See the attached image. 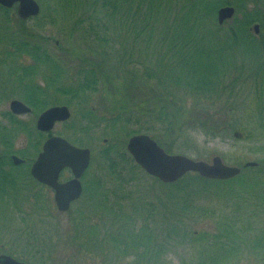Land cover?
<instances>
[{
    "label": "trees",
    "instance_id": "obj_1",
    "mask_svg": "<svg viewBox=\"0 0 264 264\" xmlns=\"http://www.w3.org/2000/svg\"><path fill=\"white\" fill-rule=\"evenodd\" d=\"M37 1L41 13L28 20L20 19L15 8L0 5V164L11 163L20 138L28 143L17 151L23 157L35 156L46 138L5 107L13 98L29 105L34 116L66 104L75 111L64 132L73 143L93 146L90 141L98 131L107 143L100 150L103 166L86 180L84 195L72 210L68 238L55 228L58 242L53 241L47 226L32 234L27 252L39 257V264H78L64 254L54 259L61 240L99 264H171L180 248L201 245L202 238L206 245L195 264H216L220 247L226 260L235 254L236 248L218 244L226 234H201L194 228L210 213L199 203L210 192L229 206L233 195L241 196L233 191V181L260 178V170L224 181L188 173L164 184L136 164L126 142L134 134H152L167 152L176 153L175 139L189 129L212 137L235 132L238 127L225 115L234 113L232 107L252 79L250 89L264 125V0ZM226 5L237 13L219 25L217 11ZM254 24L260 25L259 35ZM230 54L232 67L225 59ZM107 64L111 69L104 68ZM140 80L154 88L150 99L137 102L133 91ZM225 95L230 110L220 104ZM95 99L99 107L91 105ZM131 124L138 128L129 129ZM4 181L12 195L17 184L12 172ZM157 183L167 187L166 197L156 192ZM41 188L37 203L45 216L52 209ZM220 225L224 233L232 228L228 216L221 217ZM263 243L264 235L246 249L262 253Z\"/></svg>",
    "mask_w": 264,
    "mask_h": 264
},
{
    "label": "rangeland",
    "instance_id": "obj_2",
    "mask_svg": "<svg viewBox=\"0 0 264 264\" xmlns=\"http://www.w3.org/2000/svg\"><path fill=\"white\" fill-rule=\"evenodd\" d=\"M57 39H60L62 41L65 40L63 36H59ZM64 45L68 46L67 44ZM75 46L81 47L80 44H76ZM225 59L228 61V63H230L232 67L233 63L231 54L228 55ZM104 68L111 69V64H107V67L104 66ZM246 74L247 73H245V75ZM246 80L247 78H244V81ZM251 84H253V79L252 81L248 80L246 82V92L243 96L240 95V97L236 100V103L234 105L235 108L234 106L232 107L234 113L230 111L227 116L225 115L227 113L224 112L226 119L230 120L231 124L235 122L238 130L232 133L227 132L225 133L224 137H212L211 135L204 134L203 132L189 129L186 132L184 131L185 133L182 132L183 134L180 138L175 139L174 143H176V147L174 149H179L178 151H176V153L185 154L194 159H203L208 162H211L212 158L218 155L221 156L225 163L230 165H238L237 163L243 165L248 161H257L261 162V165L264 164V125H262V121H260L261 116H258L259 103H257L256 101L255 92L252 93L250 89L252 87ZM153 86L154 85L147 84L140 80L137 92L135 93L133 91L135 101L142 102L143 100L150 99L149 96L151 95L152 89L154 88ZM126 88L127 92L131 93V90L128 89V86ZM226 98L227 97L225 95L220 104L222 103L226 105L222 106V108L230 110L231 107L229 106V104L225 103V101L227 100ZM218 102L219 100H216V103ZM9 103L10 101L7 102L5 106L7 109L9 108ZM91 105L94 107H99V100L95 99V101H93ZM192 106H194V104ZM187 107H191V101H189ZM218 107L219 106H215L216 109H218ZM71 111L72 117H74L75 111L73 109H71ZM98 111L102 113L100 110ZM212 112H214V110ZM21 118L24 122L29 121L30 123H32L33 121L35 123L36 121V118L32 115L23 116ZM262 120L264 121V115L262 117ZM65 124H57L53 132L57 134L61 131H67V128L64 126ZM128 128L133 129L138 127L136 124H131L128 126ZM176 133H180V131H176ZM150 135L153 136L152 134ZM95 136L96 137L94 139H91L92 142L90 141V143L93 144V146H91L93 147L95 161L89 169V172H91H88L89 174L87 173L88 176L85 175L84 180L95 175L97 169L100 166V163L102 162V159L100 157V150L106 143L105 138H103L100 131H98ZM20 142H23L22 138H20V140L18 141V143ZM243 173L244 175L250 174L247 170H245ZM260 175L264 176V174ZM147 179L148 178L146 177L143 178V180L145 181ZM253 183L254 181L251 180V177H245L242 180L233 181V191L241 192V196L239 197L237 195H233V198L231 200L232 202L229 206L225 205V198L214 199L213 195L210 192L207 194L210 199L202 198L200 200V209L208 208L210 210V213L203 214L198 219L197 224H194V228L197 229V231H199V233L201 234L203 232L226 234L225 236L221 237L218 244L225 243V247L229 246L231 248L237 249L235 250V254L231 255L226 260L223 257L224 251L222 252V249L220 247L215 252L217 264H263L264 260L260 259V256H262L263 254L260 253L261 250H258L259 248L252 247L254 250H248V248L246 249V246L250 245L254 239H258L264 235L263 231L260 229L264 227V214H262L264 194L262 193L260 197H256L253 199H245L244 203H242L243 196L245 195L246 191L248 192L250 190V187ZM257 187L259 190H261L264 187V183L259 182ZM227 190L228 187H226L220 195H226ZM156 192L158 194H161V196L166 197L167 187L160 185V183H157ZM45 195L47 196V202L50 203L52 209L51 211H49V213L46 212L47 214L43 216L45 212L36 209V206L33 207L32 198L31 201H28L26 205L27 209L24 214L16 212V214L13 216V219L8 225H5L7 222L5 216L6 212L8 214L11 213L12 206L10 204L7 205L5 201H0V254L11 252L15 255H19L21 259L26 260L30 264H39L40 258L32 253L27 252L30 251V248L27 247V239L30 235L32 236L33 232L38 230L41 231L45 227L49 226L48 230H50V232L48 236L52 237L53 241L56 239L55 241L58 242L57 234L52 232L55 231V228H57V230L60 231L61 234L65 232V235L63 234V236L64 238H68V230L71 229L72 231L70 216L68 212H59V210L55 208L52 201L53 192L50 189H45ZM252 202L255 204L253 208H251ZM245 206H249L250 209L246 210ZM200 209L198 210L199 214L202 213ZM257 211H260V215L256 214ZM22 216L26 217L24 221H22ZM226 216H228L230 226L232 225L229 233H224L225 229L222 225L218 227L221 217ZM223 221L224 219L220 223H222ZM22 234L24 238L20 237ZM71 235L73 234L71 233ZM209 241H211V238L209 239ZM200 244L201 245L190 243L189 245H186L185 248H180L178 253L175 254V257L170 260L171 264L198 263V261L201 259V251L203 248H205L206 245L204 244L202 238L200 239ZM65 247L68 248L65 249ZM65 247L63 242L60 240L58 248L54 252V259L55 257H59L60 255L64 254L69 259H72V262H77L78 264H99V262L94 258L78 251V248L75 245H72L71 243L70 245H68L67 242ZM209 247L210 246H208L207 248ZM260 247L264 249V243L263 245H260ZM210 253L211 255H213L214 250L210 251Z\"/></svg>",
    "mask_w": 264,
    "mask_h": 264
},
{
    "label": "water",
    "instance_id": "obj_3",
    "mask_svg": "<svg viewBox=\"0 0 264 264\" xmlns=\"http://www.w3.org/2000/svg\"><path fill=\"white\" fill-rule=\"evenodd\" d=\"M5 7H13L17 4V13L23 20L37 16L41 12L37 0H0ZM235 8L225 6L218 11L220 24L231 19L235 15ZM255 32H259V25L254 26ZM10 109L15 114L31 112V108L20 100L14 99L10 103ZM70 110L67 106H53L45 110L37 120V128L48 132L59 121L70 118ZM127 149L137 164L148 174L158 178L164 183L179 180L188 172H196L210 179H230L241 172L238 166L227 165L218 155L211 162L194 160L182 154L167 153L152 137L147 134H137L130 137ZM17 159V158H16ZM91 151L88 148H80L61 136H52L44 144L42 151L33 164L32 173L42 183L55 189V202L62 211L68 210L70 203L79 198L82 193L81 176L89 167ZM21 162V160H18ZM257 162H248L246 166H256ZM71 168L74 178L67 182H60L59 175L63 168ZM0 264H26L10 255H0Z\"/></svg>",
    "mask_w": 264,
    "mask_h": 264
},
{
    "label": "flooded vegetation",
    "instance_id": "obj_4",
    "mask_svg": "<svg viewBox=\"0 0 264 264\" xmlns=\"http://www.w3.org/2000/svg\"><path fill=\"white\" fill-rule=\"evenodd\" d=\"M10 156L12 160L10 164H0V187L2 188L0 191V201L11 200L15 206L20 203V208L17 207L18 211L20 209L18 213L24 214L25 209L21 208V201H24L26 197L29 201L33 198L34 206H36L37 199L40 197L41 184L36 181L30 173L31 163H16L13 160L14 154H11ZM3 172H5V174H3ZM9 172H12L15 180H17V184L12 187V195L9 194V191L11 190L9 184L7 185L4 181V176L9 174ZM18 177H20V179H18ZM66 177H69V174L66 175ZM260 182L264 183V180H261ZM260 192L264 194V187ZM262 210V214H264V203ZM257 215H260V211ZM262 231L264 232V227L262 228Z\"/></svg>",
    "mask_w": 264,
    "mask_h": 264
}]
</instances>
